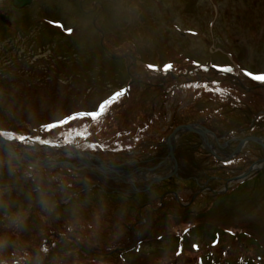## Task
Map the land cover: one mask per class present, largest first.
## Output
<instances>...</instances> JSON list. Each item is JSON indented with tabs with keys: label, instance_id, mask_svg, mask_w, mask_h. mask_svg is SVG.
I'll return each mask as SVG.
<instances>
[{
	"label": "rangeland",
	"instance_id": "1",
	"mask_svg": "<svg viewBox=\"0 0 264 264\" xmlns=\"http://www.w3.org/2000/svg\"><path fill=\"white\" fill-rule=\"evenodd\" d=\"M4 1L7 3L0 4V18L5 19L4 24L0 20L1 129L38 132L39 125L48 122L43 117H40L42 121L32 120L34 110H40L39 114L48 112L42 116L53 112L63 116L75 110L83 113L84 108L95 110L100 101L126 85L122 89L127 88L131 96L129 93L128 99L121 100L122 106L115 100L99 119L95 120L98 113L90 111L84 113L86 118L81 120L79 128L84 129L83 135L88 132V135L109 136L115 128L134 129L148 121H159V106L164 104L158 97L165 95L156 82L160 72L172 75L188 72L199 62L207 65L205 69L210 65L232 67L233 71L225 72L224 78L238 72L242 76L251 71L264 72V0H251L245 9L241 0H84L83 8H87V12L81 11L78 0H35L23 10L12 8ZM90 4L103 5V11H90L93 7ZM59 24L67 29L60 32L55 27ZM213 46L234 52L217 55ZM240 48H246L243 51L246 61L242 62L235 54ZM120 53L125 58L118 56ZM165 65L171 68L165 70ZM205 69H193L191 74H205ZM53 72L56 79L51 80ZM55 80H58L56 84ZM21 84L25 85L24 92L33 94L25 92L28 96L21 100L12 98L8 88L15 86L18 90ZM257 97L264 101V96ZM212 102L211 106L210 102L201 101V107L210 106L214 110L215 102ZM16 103L28 104L24 107ZM154 112L158 114L156 120ZM167 113L171 115V110ZM89 114L92 120L87 119ZM23 117L27 120L23 121ZM154 124L158 125L157 133L161 132L160 123ZM20 152L41 159L52 151L21 146ZM252 154L261 156L259 152ZM4 176L6 173L0 171V177ZM17 192L5 187L0 195L7 198ZM229 194L217 199V194L216 197L209 194L211 197L201 199L203 201L193 207L181 208L182 213L166 201L163 214L159 215L150 210L141 215L134 211L139 202L133 196H119L118 200L102 193H88L76 198L68 212L58 205L49 209L48 215L46 211H35L38 207L28 208V201L23 199H14L10 204L5 200L0 202V234L4 237L0 240V249L17 251L14 262L24 260L35 264L41 240L49 232L59 237L70 233L74 227H82L76 239L88 252L67 240L53 239L44 248V255H47V247L54 250L43 264L46 261L48 264H56L55 261L60 264H197L198 258L218 254L238 259L243 256L253 262L260 255L264 256V170L243 184L237 183ZM89 200L92 202L87 203ZM48 205L51 204H43ZM201 206H205L204 211ZM96 209H114L123 214L115 219L98 218ZM194 212L199 213V218L189 217L188 222L189 214ZM140 218L144 219L137 227ZM189 223L196 226L195 229L200 226L201 234L195 230L193 235L186 234L179 241L181 230ZM249 224L260 226L259 232L263 235L258 237L260 234L253 228L246 231ZM98 226L106 236L87 242V237H93L92 234L87 236V232L97 231ZM239 226L259 243L258 249L242 244L240 238L234 241L232 236H225V230L237 235ZM131 229H136L140 235L137 240L133 239L135 234L126 236ZM153 241H157V245L152 250ZM60 242L65 244L57 246ZM137 244H144L141 253H124L122 260L118 257ZM180 244L182 256L175 254Z\"/></svg>",
	"mask_w": 264,
	"mask_h": 264
},
{
	"label": "snow or ice",
	"instance_id": "2",
	"mask_svg": "<svg viewBox=\"0 0 264 264\" xmlns=\"http://www.w3.org/2000/svg\"><path fill=\"white\" fill-rule=\"evenodd\" d=\"M148 67L154 69L155 65H149ZM164 67H165V70H168V69L171 68V65H165ZM214 67H217L218 71H221V72L228 73V72H232L233 71L232 67H230V66L214 65ZM246 74L249 75V76H253L254 79L264 80V74H253L251 72H246ZM121 95H123V91H117V92L113 93L110 97L105 98L102 101H100L98 103V105H97V108L95 110H92V112L98 113V115H96V117H95V120L99 119L100 117H102L106 113L108 108L111 106V104L114 103L115 100L118 97H120ZM101 106H103V107L101 108ZM73 119H84V118L80 117L78 115H75V116H73ZM87 119L92 120L93 119L92 115L89 114L87 116ZM59 126H60L59 123H51L50 125H45V128L47 130H51L52 128L59 127ZM21 139H24V137H21Z\"/></svg>",
	"mask_w": 264,
	"mask_h": 264
},
{
	"label": "water",
	"instance_id": "3",
	"mask_svg": "<svg viewBox=\"0 0 264 264\" xmlns=\"http://www.w3.org/2000/svg\"><path fill=\"white\" fill-rule=\"evenodd\" d=\"M30 3H31V0H13V4L17 8H22V7H24V6H26V5L30 4ZM189 129L190 130L191 129L194 130L193 128H189Z\"/></svg>",
	"mask_w": 264,
	"mask_h": 264
},
{
	"label": "trees",
	"instance_id": "4",
	"mask_svg": "<svg viewBox=\"0 0 264 264\" xmlns=\"http://www.w3.org/2000/svg\"><path fill=\"white\" fill-rule=\"evenodd\" d=\"M188 159L189 160H192V157H188ZM192 162V161H191ZM192 164V166H198L197 164H196V162H193V163H191ZM240 264H244L243 262H242V260H240V262H239ZM229 264H236V262H234V263H229Z\"/></svg>",
	"mask_w": 264,
	"mask_h": 264
},
{
	"label": "bare ground",
	"instance_id": "5",
	"mask_svg": "<svg viewBox=\"0 0 264 264\" xmlns=\"http://www.w3.org/2000/svg\"><path fill=\"white\" fill-rule=\"evenodd\" d=\"M21 158H22L24 161H32V160H34V159L31 158L30 156H23V155H21Z\"/></svg>",
	"mask_w": 264,
	"mask_h": 264
}]
</instances>
